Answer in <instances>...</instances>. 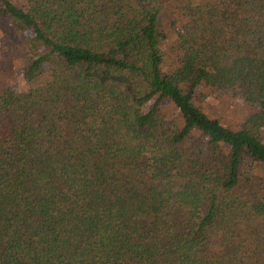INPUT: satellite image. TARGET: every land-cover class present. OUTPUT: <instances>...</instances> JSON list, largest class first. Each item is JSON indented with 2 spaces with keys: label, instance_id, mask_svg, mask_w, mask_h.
Wrapping results in <instances>:
<instances>
[{
  "label": "trees",
  "instance_id": "trees-1",
  "mask_svg": "<svg viewBox=\"0 0 264 264\" xmlns=\"http://www.w3.org/2000/svg\"><path fill=\"white\" fill-rule=\"evenodd\" d=\"M163 3L0 0L32 32L0 51L27 83L0 80V264H264V0H176L168 71Z\"/></svg>",
  "mask_w": 264,
  "mask_h": 264
},
{
  "label": "rangeland",
  "instance_id": "rangeland-1",
  "mask_svg": "<svg viewBox=\"0 0 264 264\" xmlns=\"http://www.w3.org/2000/svg\"><path fill=\"white\" fill-rule=\"evenodd\" d=\"M175 11L176 0H164L160 22L162 29L168 35L162 45L165 58L163 69L167 71L172 70L176 64L177 25ZM9 33L10 37H7ZM31 34V31L25 29L17 32H11L10 30L9 32L7 24L0 23V51L3 52L6 48L9 38L11 42L17 40V38L26 39ZM9 56L8 54V56L0 57V59H3V64L7 65H3L0 61V80L2 83L12 85L17 90H22L27 87L23 67L20 62L15 65L12 59L7 60L6 58ZM9 63L14 65L13 70L8 66ZM51 67V64H47L44 69L48 72ZM195 100L210 116L216 117L230 126L241 125L247 115L255 109L238 88L222 90L215 86L201 84L196 90ZM162 114L166 121L175 122L179 120V110L171 100L163 103Z\"/></svg>",
  "mask_w": 264,
  "mask_h": 264
}]
</instances>
